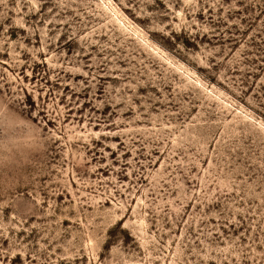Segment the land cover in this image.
<instances>
[{
  "label": "rangeland",
  "instance_id": "374dc122",
  "mask_svg": "<svg viewBox=\"0 0 264 264\" xmlns=\"http://www.w3.org/2000/svg\"><path fill=\"white\" fill-rule=\"evenodd\" d=\"M0 264H264V0H0Z\"/></svg>",
  "mask_w": 264,
  "mask_h": 264
}]
</instances>
